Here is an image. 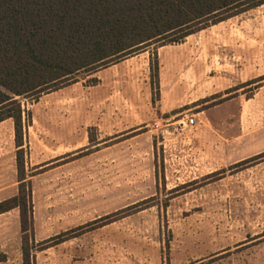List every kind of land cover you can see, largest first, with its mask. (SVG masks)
Returning <instances> with one entry per match:
<instances>
[{
	"label": "rangeland",
	"instance_id": "374dc122",
	"mask_svg": "<svg viewBox=\"0 0 264 264\" xmlns=\"http://www.w3.org/2000/svg\"><path fill=\"white\" fill-rule=\"evenodd\" d=\"M248 35L258 58L264 5L18 98L35 264H264V151L248 153L264 150V67L248 68ZM252 76L240 92L258 99L240 122L205 126L202 112ZM212 84L223 91L161 109L162 88L188 103Z\"/></svg>",
	"mask_w": 264,
	"mask_h": 264
},
{
	"label": "trees",
	"instance_id": "16d2710c",
	"mask_svg": "<svg viewBox=\"0 0 264 264\" xmlns=\"http://www.w3.org/2000/svg\"><path fill=\"white\" fill-rule=\"evenodd\" d=\"M262 5L264 0H0V123L13 120L21 147L18 98L39 96L152 43L171 37L167 44L179 43ZM21 154L18 194L0 203V215L20 211L23 264H35L27 236L34 232L31 181Z\"/></svg>",
	"mask_w": 264,
	"mask_h": 264
},
{
	"label": "crops",
	"instance_id": "0c3cea01",
	"mask_svg": "<svg viewBox=\"0 0 264 264\" xmlns=\"http://www.w3.org/2000/svg\"><path fill=\"white\" fill-rule=\"evenodd\" d=\"M247 65L251 71H259L261 67H264V52H261L258 58L254 51H252V47H255V37L254 35L247 36ZM264 42L262 43V48L264 50ZM237 59H242L241 54H238ZM242 64V63H241ZM240 65V64H238ZM240 69V68H238ZM264 75V73L259 74ZM258 76H252L247 80H242L240 77L238 79L237 88L232 91L233 96L227 102L210 108L206 111H203V124L211 130L215 132H219L218 130L224 126V124L230 123L231 126H234V123L240 122V119L244 117L247 112V109L258 99V93L254 94L252 97L247 98L245 94H241L240 91L243 90V85L245 83H249L253 81ZM213 81V80H212ZM211 82L206 81L205 85L210 84ZM243 84V85H242ZM240 85V86H239ZM242 86V87H241ZM230 87L225 88L226 90ZM207 93L200 97L197 100L184 102V98L177 95V89L172 92L165 91L163 88L161 89V98L164 95L169 96V101H161L162 104L161 109H165L164 107L170 106V111L175 112L180 108L195 103L200 100H205L207 98L214 97L219 95L224 88H219V86L215 87L208 86L205 88ZM167 93V94H166ZM184 102V103H183ZM234 108H239L241 112L240 116L231 115L226 117H221L222 111L225 110H234ZM167 109V108H166ZM235 120V121H234ZM10 121L12 119L6 120L0 123V203L6 200H9L15 197L18 194L19 182L17 180L18 169H17V156L16 150L23 149L24 145L21 147H17L16 137H15V127L14 124ZM12 123V124H11ZM233 123V125H232ZM4 128H7V133L3 131ZM243 136H238V138H242ZM23 144V143H22ZM264 150L257 152H248L252 153L251 155H257L262 153ZM33 219H34V227H36V231L38 232L37 218L36 214L33 211ZM23 234L21 230V222H20V211L18 209H14L10 212L4 213L0 215V262H22L23 253ZM19 256V258H18ZM3 257V258H2Z\"/></svg>",
	"mask_w": 264,
	"mask_h": 264
},
{
	"label": "built area",
	"instance_id": "2783aa9c",
	"mask_svg": "<svg viewBox=\"0 0 264 264\" xmlns=\"http://www.w3.org/2000/svg\"><path fill=\"white\" fill-rule=\"evenodd\" d=\"M186 124H187L188 126L193 127V126H195V120H194L193 118H190V119H188V120L186 121Z\"/></svg>",
	"mask_w": 264,
	"mask_h": 264
}]
</instances>
